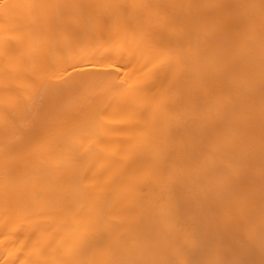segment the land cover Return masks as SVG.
<instances>
[{
	"label": "bare ground",
	"instance_id": "1",
	"mask_svg": "<svg viewBox=\"0 0 264 264\" xmlns=\"http://www.w3.org/2000/svg\"><path fill=\"white\" fill-rule=\"evenodd\" d=\"M0 264H264V0H0Z\"/></svg>",
	"mask_w": 264,
	"mask_h": 264
},
{
	"label": "rangeland",
	"instance_id": "2",
	"mask_svg": "<svg viewBox=\"0 0 264 264\" xmlns=\"http://www.w3.org/2000/svg\"><path fill=\"white\" fill-rule=\"evenodd\" d=\"M96 70H98V69H96ZM96 70H95V71H96ZM92 71H93V70H92Z\"/></svg>",
	"mask_w": 264,
	"mask_h": 264
}]
</instances>
